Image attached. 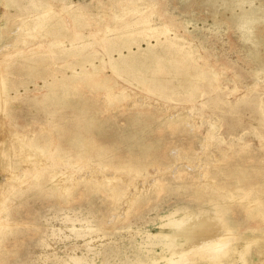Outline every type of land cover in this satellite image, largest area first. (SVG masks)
Instances as JSON below:
<instances>
[{
  "label": "rangeland",
  "instance_id": "374dc122",
  "mask_svg": "<svg viewBox=\"0 0 264 264\" xmlns=\"http://www.w3.org/2000/svg\"><path fill=\"white\" fill-rule=\"evenodd\" d=\"M218 206L264 264V0H0V264H169Z\"/></svg>",
  "mask_w": 264,
  "mask_h": 264
},
{
  "label": "bare ground",
  "instance_id": "6f19581e",
  "mask_svg": "<svg viewBox=\"0 0 264 264\" xmlns=\"http://www.w3.org/2000/svg\"><path fill=\"white\" fill-rule=\"evenodd\" d=\"M11 1L16 2V0ZM18 7H23V5L20 4L18 5ZM88 140L89 139L87 138H82L80 143H82V145L88 144ZM220 208L221 207L218 206L216 210L217 213H219L217 215V218L215 219L216 221H212V219H210L211 217H208L206 215L198 217L195 222L193 221V223L189 224L182 219L171 221L177 227L176 235L174 236H180L185 241H189V246L188 249H186L185 247V249L177 250V252L175 253H177L178 255L176 257L170 258L169 264H191V260H189V258L186 257L185 254V252L189 249H194L198 257L207 259L211 264H229L228 262H224L222 259L223 254L227 252H229L230 255L234 254L238 256L243 261L248 260L246 252L245 250H243L244 246H233L230 243L231 239L229 238V236L230 231L233 227L230 226V222H228V219L226 218V214L228 213V211H226L225 208L222 207L223 212H221ZM245 208L247 213L245 214L246 217L247 215L249 217L253 216L254 211H251L252 209L249 207V205H247ZM226 209L229 210L230 208ZM212 230H214V232L216 231V234H214V236H205L206 234H208L207 232H211ZM227 231L229 232V236L227 235L228 237H225L228 233ZM201 235L203 236L202 238L194 241V238H196V236L201 237ZM174 236H171L170 239L165 241V244L171 249L176 250V246H178V243L174 239ZM261 246L264 248V245Z\"/></svg>",
  "mask_w": 264,
  "mask_h": 264
}]
</instances>
